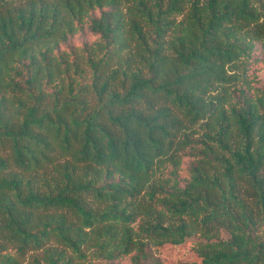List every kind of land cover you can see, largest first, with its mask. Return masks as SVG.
Listing matches in <instances>:
<instances>
[{
    "label": "trees",
    "instance_id": "obj_1",
    "mask_svg": "<svg viewBox=\"0 0 264 264\" xmlns=\"http://www.w3.org/2000/svg\"><path fill=\"white\" fill-rule=\"evenodd\" d=\"M258 47L264 0H0V264H264Z\"/></svg>",
    "mask_w": 264,
    "mask_h": 264
},
{
    "label": "rangeland",
    "instance_id": "obj_2",
    "mask_svg": "<svg viewBox=\"0 0 264 264\" xmlns=\"http://www.w3.org/2000/svg\"><path fill=\"white\" fill-rule=\"evenodd\" d=\"M100 15V11L96 12ZM97 37L89 30L79 33L70 38V44L81 45L84 42L93 41ZM258 51L254 54V59L249 66L250 77L253 78V85L259 88H264V52L261 47H258ZM189 160L186 159L182 165L181 176L186 178L188 174ZM230 237V233L223 229L221 231V238L227 239ZM202 240H205L198 234L188 237L181 244L166 243L160 246H153V253L160 258L164 264H173L181 261H194L197 259L195 252V246ZM14 255L19 256L20 264H46L44 259L43 250H31L25 255L18 254L14 247L9 249ZM119 264H132L130 257H125L119 260Z\"/></svg>",
    "mask_w": 264,
    "mask_h": 264
}]
</instances>
